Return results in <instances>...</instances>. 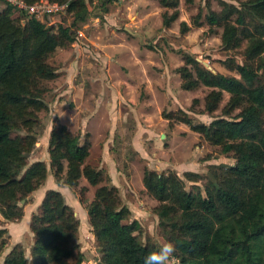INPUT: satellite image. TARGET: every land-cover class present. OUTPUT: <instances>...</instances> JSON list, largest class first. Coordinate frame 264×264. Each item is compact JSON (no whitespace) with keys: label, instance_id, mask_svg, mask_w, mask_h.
Wrapping results in <instances>:
<instances>
[{"label":"trees","instance_id":"obj_1","mask_svg":"<svg viewBox=\"0 0 264 264\" xmlns=\"http://www.w3.org/2000/svg\"><path fill=\"white\" fill-rule=\"evenodd\" d=\"M118 1L101 0L104 12H109L111 2ZM238 1L220 0L221 9L210 7L205 16L211 33L216 32L215 26L222 27V49H238L241 55L240 60L235 54L220 60L230 72L209 69L190 54L177 67L182 88L211 87L204 98V112L214 113L223 93H229L221 115L205 122L183 110L180 114L163 112L170 122L183 120L209 143L220 146L222 152L233 151L236 162L209 164L206 176L184 171V179L192 182L190 189L176 171L145 168L143 172L147 192L159 201L155 207L158 230L174 248L167 264H264V0ZM158 2L165 8L163 25L169 27L179 16L180 0ZM3 4L0 213L4 219L15 221L25 214L20 199L37 189L48 175L45 160L29 163L38 141L35 127L40 122L39 112L47 107L43 82L58 75L47 59L57 47L74 41L75 27L88 20L90 10L89 0H69L68 14L49 25L34 15L15 14L12 5ZM70 14V23L64 22ZM187 28L182 22V30ZM197 101L195 98L193 102ZM88 142H80L66 124H57L50 131L48 146L57 182L76 186L84 177L96 186L87 213L100 251L97 264H160L158 258L149 257L162 247L150 237L143 240V225L131 217V209L123 203L108 170L86 161ZM204 177L207 180L203 181ZM79 226V217L63 193L48 188L30 218L34 233L30 256L17 242L6 252L2 264H81L84 253L78 240ZM6 233L7 228L0 227V256L7 245Z\"/></svg>","mask_w":264,"mask_h":264},{"label":"rangeland","instance_id":"obj_2","mask_svg":"<svg viewBox=\"0 0 264 264\" xmlns=\"http://www.w3.org/2000/svg\"><path fill=\"white\" fill-rule=\"evenodd\" d=\"M3 5L0 2V7ZM221 6L220 0L192 3L180 0L179 16L165 27L162 18L165 8L158 0L148 5L145 0L111 2L107 13L101 0H89L86 25L82 22L75 27L77 35L80 30L84 36L57 47L47 59L58 75L43 82L47 107L39 112L40 122L35 127L38 141L29 163L45 160L48 175L37 189L20 199L19 204L25 211L22 219L8 221L0 213V227L7 228V245L2 250L0 264L17 242L25 246L30 256L34 240L30 218L48 188L60 190L79 217L78 240L84 253L81 264H97L100 258L87 213L96 186L84 177L76 186L57 182L50 166L48 141L52 127L57 124H66L72 134L79 136L80 142L89 141L90 154L86 161L108 170L123 203L131 209V217L143 225V240L150 237L161 247L169 245L158 230L155 207L159 201L143 184L145 168L159 172L173 170L184 179L186 170L206 176L209 164L236 162L233 151L224 153L220 146L209 143L183 120L175 118L170 122L163 116V112L180 114L183 110L209 122L221 115L229 93L225 91L218 109L208 114L203 107L211 87L200 85L192 90L184 89L177 71V67L185 63L187 54L199 62L206 60L214 70L225 73L230 71L222 65L221 59L228 54L241 59L238 49L230 52L222 49L221 26H215L214 33L208 31L205 18L208 9L220 10ZM141 11H149L148 17L141 16ZM198 12L200 15L196 18ZM71 17L70 14L64 22L70 23ZM61 19L57 15L48 18L55 23ZM182 22L189 28L182 30ZM202 180L198 182L200 185ZM184 181L187 189L192 188V182Z\"/></svg>","mask_w":264,"mask_h":264},{"label":"built area","instance_id":"obj_3","mask_svg":"<svg viewBox=\"0 0 264 264\" xmlns=\"http://www.w3.org/2000/svg\"><path fill=\"white\" fill-rule=\"evenodd\" d=\"M0 2L12 5L16 10L15 14L27 13L28 15H34L41 20H45L49 25L55 24V21L48 20V18L50 16L55 17L56 15L62 17L63 14H68L67 8L69 5V0L64 2L55 0H37L32 3L26 0H0ZM86 22L87 21H85V25ZM78 34L77 37L80 38L83 35V32L79 30Z\"/></svg>","mask_w":264,"mask_h":264},{"label":"clouds","instance_id":"obj_4","mask_svg":"<svg viewBox=\"0 0 264 264\" xmlns=\"http://www.w3.org/2000/svg\"><path fill=\"white\" fill-rule=\"evenodd\" d=\"M62 21V19H61ZM57 23V22H56ZM174 252V248L172 245H165L161 248L159 252L153 253L149 260L153 257H156L160 260V264H167L168 260L170 259L171 254Z\"/></svg>","mask_w":264,"mask_h":264},{"label":"crops","instance_id":"obj_5","mask_svg":"<svg viewBox=\"0 0 264 264\" xmlns=\"http://www.w3.org/2000/svg\"><path fill=\"white\" fill-rule=\"evenodd\" d=\"M153 1H154V0H145V4L148 5L149 2H153ZM179 10H180V9H179ZM148 12H149V11H146V12H145V11H141L139 14H141V16H145V15H146V16L148 17ZM125 28H126L127 30H130V29H128L126 26H125ZM130 32H132V31L130 30ZM143 65H144V64H142V66H143ZM144 66H145V65H144ZM135 149H137V148H135ZM105 152H106V151H105V149H104V154H105ZM108 153H109V152H108Z\"/></svg>","mask_w":264,"mask_h":264},{"label":"water","instance_id":"obj_6","mask_svg":"<svg viewBox=\"0 0 264 264\" xmlns=\"http://www.w3.org/2000/svg\"><path fill=\"white\" fill-rule=\"evenodd\" d=\"M199 60H201V59H199ZM201 62H202V64H204L206 67H208L209 69H212V66H211V64L208 62V61H206V60H201Z\"/></svg>","mask_w":264,"mask_h":264}]
</instances>
